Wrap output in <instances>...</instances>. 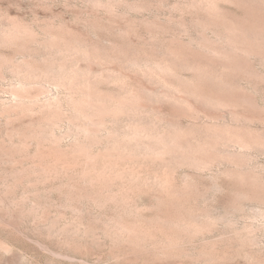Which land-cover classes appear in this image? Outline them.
<instances>
[{
	"label": "rangeland",
	"instance_id": "1",
	"mask_svg": "<svg viewBox=\"0 0 264 264\" xmlns=\"http://www.w3.org/2000/svg\"><path fill=\"white\" fill-rule=\"evenodd\" d=\"M192 1L193 0H0V35L2 36L4 32L10 31L18 25L20 30H26L28 32V34L27 32H21L22 35H20V37H22L15 40L16 42L13 41L14 44L0 43V75L3 73L2 75L5 77L0 81V105L3 102L9 101L11 98L9 93L10 86L16 81L14 76L10 73L7 65L11 62H22L25 58L29 61L27 54H31L30 51H32V53L34 52V56L37 54L36 56L41 59L40 55H42V53L44 54L43 50L45 51L51 45L50 43H54L56 47L59 46L61 48L64 46L63 49L69 50L71 49L70 47L74 46L77 49L75 50L74 55H72L73 57L70 59L71 61H69V64H71V66L73 64V67L77 64L74 69H77L78 72L75 78L78 88L79 86L82 87L84 85L83 83L86 81L85 86H90L89 88L86 87L87 90L89 89L91 92L94 91V93H99L98 95L103 94V97L115 98L116 96L118 97L123 94H127L126 97L129 95L133 98L137 97L140 102L142 101V104H145L148 107L150 110V113L148 114L150 116L148 117L152 118L154 121L155 119L153 118H156V121L160 119L162 122L166 121L165 123H168L171 120L176 123L179 120V124L182 122L181 128L184 127L189 130V128L194 127L193 125L195 122V125L202 127L209 119L211 120V117L212 119H217L219 117L220 121H223L225 118L231 119L232 116L230 111L229 115V112L226 113L224 110H221V112L217 108L212 109V107H208L206 104L204 105L202 100L206 93L207 96H213V98L215 96H218L216 98L222 96L229 99L233 98V101H236L237 99L238 102H233V108L237 106V110H232L235 112L239 111V115L246 116L245 118H248V120L252 118L251 120L253 121H250L253 122L251 123L253 124V130L256 128L255 132H258V130L263 132L264 63L261 61V57L257 53L250 55L249 59V55H247V53L244 54L245 51H242V48H245L244 46H246L243 42L239 45L241 50L239 49L238 51V49L235 50V48L228 47L225 42L222 41V43L220 40L222 37H225L223 35L225 34V23L242 26V24L246 25L248 22L250 23V21L254 22V20L257 19V14L261 18L263 17L262 19L258 17L259 20L262 21L264 15L261 16L262 13L259 14V12L255 10L256 3L251 2V0H215L212 5V7L215 6L213 8L208 5V7H206L204 4L202 7L201 0V5H195L196 1ZM249 2L251 4L253 3V6ZM190 3L193 5L191 6ZM205 7L207 9H205ZM217 12H219V14ZM213 17L217 19L214 20ZM206 18L207 20H205ZM218 18L220 19L218 20ZM225 20H227V22H225ZM211 22L216 26H213ZM204 23L206 26L203 27V25H205ZM197 24L199 26H197ZM217 26L222 27L218 28ZM24 34L26 35L23 36ZM45 43L46 45H50L45 46ZM32 47L36 48L32 49ZM23 48H25L23 51H26L27 49H30V51L27 50V53L23 52ZM35 50L39 52H35ZM217 55L219 56L217 57ZM245 55L247 57H245ZM135 56L138 57L136 58ZM155 57H158L159 60L158 58L156 60ZM177 57L180 62H178ZM37 61L39 60L37 59ZM37 61L34 63L38 64L39 62ZM160 61L162 63L161 66L164 65L163 67H165L166 70L170 67V74L172 75L168 74L169 69L163 71L157 68L158 65L160 67ZM132 62L136 64L132 65ZM180 63L185 66L183 65L182 67ZM39 64H41V62ZM166 66L169 67L167 68ZM199 70L202 72L200 73ZM208 70H211L210 73H208ZM82 71L84 73H82ZM157 71H160L161 73ZM212 71L214 72V75L218 73L217 77H214H219L220 79L218 78L216 81H213L215 79L212 80L210 77H207L206 79L205 72L211 74ZM223 71L225 74L227 72L228 76V73H230V76L226 77ZM199 73L202 74L203 77L205 76L204 79H202L203 77L201 78L202 75L199 76ZM221 76H223V78ZM77 78L79 79V82H77ZM218 80L222 81H219L221 84ZM82 81L84 82L81 83ZM217 83H219L223 89L221 86L217 87ZM211 85L212 87H210ZM229 86L232 90L228 88ZM82 89H85V87H82ZM50 90L51 92H48L50 96L56 97L58 95L61 99L63 98V104H67L65 89L51 87ZM128 92H131V94ZM232 94L234 95L231 96ZM159 97H161L163 101ZM152 98L153 100H151ZM154 99L155 101L158 100V104ZM165 100L166 103L164 102ZM171 101L174 103L172 104ZM243 102L244 104H242ZM239 103H241V106ZM177 105L178 108H176ZM187 107L188 109L186 111ZM64 108L67 109L68 104L64 106ZM153 108L155 111H153ZM18 116L13 115L12 117H7L6 115L0 117V264H264V235L259 233L258 238H260L259 240L261 242L257 240V244H248L249 247L246 243H241L246 246L238 243L235 245V242L233 243V240L228 238L229 236L232 237L230 234L232 233L231 231L234 230L226 224L218 225L217 229L213 231V234L209 233L210 236L207 233V235H205L206 239L203 234L201 235L203 237H197L198 239L193 238L192 241L190 240L191 238H188V241L183 240L187 243L182 241V246L178 243V246L170 247L172 252H170V249L167 250L168 248H165L163 244H161L162 246L159 244L164 235H162L161 231H159L160 234L159 232H156V228L158 229L162 225L161 221H165L166 217L170 218L169 214L174 217L175 214L178 213V209H180L179 207L177 208V203H174V200L176 201L178 199L177 201L180 202L179 204L182 205L183 209L189 207L186 209L187 211H196L203 214L202 211L205 213V210H210L217 215L220 214V212L222 214L225 213L224 210L231 205L232 201H234L233 198L235 199V194H237L242 186L238 181H235L234 179L227 180L229 177L225 176V174H220L221 169L223 168L222 170H224L225 166H221L220 169V166L218 165L214 167L213 170L204 172L198 171L197 173L196 170L189 167H176L177 169L174 168L169 171L165 165H162L163 163L160 165L157 160L145 161L142 159L141 161L140 159V161L138 160L140 163L138 161V163H134V161L133 163L131 161L128 163V160L124 162L118 160V164L115 162L116 164H113L115 167L110 166V170L108 169V172L110 173L107 174L108 172H105V177H103L104 175L97 174V172H101V174L104 172L103 168L105 163L104 160L101 159L97 163V170L101 167L100 169H103L102 171L99 170L95 172L91 167L89 170H92L91 174H94L93 176L97 177L98 175V178L96 179L92 176L95 178L94 181L93 178L89 176L90 179H88L91 181L88 179L87 181L84 179V167H86L84 166V163L69 158L70 156L65 155L64 152L58 154V150L55 151L57 147L52 141H43L41 139H32L30 137L29 132L34 123L37 122L38 116H32L29 114H20ZM200 118L201 120H199V122L198 119ZM111 123L112 121L107 123V126L109 127L105 130L106 132H103V134H105H102L103 137H105L109 131L113 130L114 124L112 123L113 125H111ZM69 125L70 123L66 120L60 127H58L59 129H56L57 136L62 138L61 148L63 147V151H66L67 149L70 150L71 143L73 142V137H70L68 134L69 129L67 128H70ZM121 125L124 126V123L120 124V126ZM25 134L29 138L26 137ZM100 144H98L99 146H95V154H100L104 150L105 147L103 146H105V144H102L103 146ZM252 160V164H254L255 167L259 166L260 168V166H262L261 168H263L264 153L254 152ZM130 162L132 164H130ZM116 165L121 168L118 166L116 167ZM142 165L143 167H139ZM125 166L126 169L129 167L127 170H130V168L133 170V168L137 166L134 171L138 170V177L141 176L143 182H139L141 181L140 177V180L136 182L137 184L128 179L123 181V179L117 177L119 175L121 176L120 172L123 173ZM113 170L119 172L116 173L113 172ZM160 170L162 171V174ZM40 171L44 172L40 174ZM164 171H167L166 173L168 175ZM218 174L221 178L219 176L217 177ZM158 175H160V177ZM165 175L171 178L170 180L168 177L169 179L166 183L168 182L167 184L169 185L165 184L166 186L158 183L159 178L161 179L163 176V178H165ZM100 178L101 180L103 178V180L101 181ZM108 178H113L114 180H111L106 184ZM187 178L189 180H187ZM104 179L106 180V183L104 182L101 184L105 181ZM121 180L123 183H121ZM127 181L129 183H127ZM187 183L190 186L187 185ZM219 183L221 185H219ZM104 184L105 186H103ZM132 184H135L136 186H133ZM186 185L189 186V188ZM184 186L186 187V190ZM165 187H168V189L171 188L170 191H173V193L176 194L174 195L170 193ZM179 187L180 190H178ZM176 188L178 189L176 190ZM184 192H186V194ZM179 193L181 198L179 197ZM102 194H105L108 197H104ZM110 195L111 197L113 195L114 197L118 195V197H116L117 199L110 198ZM164 195L168 196L165 197ZM173 195L177 198L174 199ZM169 196L173 202H170ZM94 198H96V200ZM129 198L130 201H128ZM110 199L112 200L110 201ZM168 199L169 202L167 201ZM186 201L187 205L184 203ZM99 202H101L102 205ZM249 203L250 202L247 204L250 207H245L252 208V205L254 204L252 203L251 205ZM190 204L192 206H190ZM127 205L130 207H127ZM170 205L172 206L171 208ZM181 205L178 206L181 207ZM158 207H160V209ZM172 208L175 209L173 210ZM183 209L181 208L180 212L181 210L184 212ZM169 210H171V212ZM250 210L251 209H248V211ZM130 212L134 213V215ZM163 214H166L165 217ZM148 218L150 220H148ZM236 218H239L236 219V221H240V224H244L245 220L243 222V219H241L243 216L240 218L239 215ZM134 219L137 223L134 222ZM147 220L148 223L146 222ZM155 221H158V223ZM127 222L129 224H125ZM117 223L126 226L133 224L131 225L132 227H136L137 224V227H139L137 230H141L140 226H142V228L147 227L145 229L149 228V233L150 231L153 232L152 228L157 224L154 228V232L161 236L157 234V239H155V237H149L154 240L146 238L147 240L141 239L146 242H140L139 238L127 235L124 236L125 238L127 237V240L124 238L123 240L125 241L120 240L122 238L119 237L118 241H115L118 238V236L115 235L116 231L114 230ZM146 224H150L151 226H146ZM240 224L237 226L242 227L243 224L241 226ZM227 228L228 231L231 232H229L230 234H227L229 235L228 237L224 234L225 231L226 233L228 232ZM145 229H142V231ZM94 232L97 233L93 235ZM109 233H111V235ZM132 238H135V241L132 240ZM158 240L160 241L159 243ZM204 241L206 242V246L203 244L205 243ZM207 241L209 242L207 243ZM235 241L237 242V240ZM144 244L147 246H144ZM154 246L156 248H153ZM179 249L182 250L179 251ZM205 249H207L208 252H206ZM210 251H213L214 253H211ZM200 252H205V255L208 253V256L203 258L202 256L204 255ZM199 253L201 255H198ZM249 253H252V255ZM258 259L260 260L258 261Z\"/></svg>",
	"mask_w": 264,
	"mask_h": 264
},
{
	"label": "bare ground",
	"instance_id": "2",
	"mask_svg": "<svg viewBox=\"0 0 264 264\" xmlns=\"http://www.w3.org/2000/svg\"><path fill=\"white\" fill-rule=\"evenodd\" d=\"M188 1V0H186ZM195 5H201L202 3V7L203 4L206 5V7L210 6L211 8L215 7L212 5L214 4L215 0H195ZM200 3H198V2ZM217 1V0H216ZM247 1V0H246ZM185 2V1H184ZM191 2V1H190ZM194 2V0L192 1ZM220 2V1H219ZM251 2L256 3L255 7H256V11L259 12V14H261V16L264 15V0H251ZM250 3V2H249ZM252 3V4H253ZM251 4V3H250ZM251 4V5H252ZM191 5V3H190ZM193 5V4H192ZM191 5V6H192ZM208 5V6H207ZM216 5V4H215ZM189 6V5H188ZM218 6V5H217ZM247 6V5H246ZM253 6V5H252ZM190 7V6H189ZM205 7V9H207ZM209 7V8H210ZM194 8V6H193ZM210 8V9H211ZM195 9V8H194ZM197 9V7H196ZM202 9V8H201ZM215 9V8H214ZM249 10V9H248ZM252 10V8H251ZM211 11V10H209ZM217 11V10H216ZM199 12V11H198ZM201 12V11H200ZM253 12V10H252ZM213 13V12H212ZM219 14V12H217ZM208 15V14H207ZM209 16V15H208ZM214 16V15H212ZM220 16V15H219ZM204 17V16H203ZM255 17V15H254ZM257 19L253 21H250V23L248 22V24H242L241 25H236V24H229V23H225V34H223L225 37H222V39L220 40V42H225L228 47L230 48H235V50L239 49L241 50L240 46L241 43L243 42V44H245L246 46H244L245 48H242V51H245L244 54L247 53V55H249V59H250V55H254V54H259L261 57V61H263L264 63V19L262 21L259 20L258 17H260L257 14ZM214 20L217 19L215 17H213ZM212 18V19H213ZM250 18V17H249ZM261 18V17H260ZM263 18V17H262ZM261 18V19H262ZM220 18H218L219 20ZM202 20V18H201ZM207 20V18L205 19ZM230 20V19H229ZM249 21V20H248ZM207 22V21H206ZM205 22V23H206ZM225 22H227V20H225ZM252 22V24H251ZM199 23V22H197ZM204 23V24H205ZM202 24V23H201ZM200 24V25H201ZM207 24V23H206ZM203 25L204 26H206ZM211 24L213 25V22H211ZM215 25V24H214ZM213 25V26H214ZM197 26H199L197 24ZM216 26V25H215ZM210 27V26H209ZM218 27V26H217ZM222 27V26H220ZM218 27V28H220ZM213 28V27H211ZM11 29V28H10ZM25 30V29H23ZM21 32H27L20 30L19 25L17 27H14V29H11L10 31H6L4 32V34H2V36L0 35V43L2 44H8V43H13V41L18 40L20 37V35H22ZM28 34V32H27ZM26 34H24L23 36H25ZM206 37V36H205ZM220 37V36H219ZM36 38V37H35ZM53 39V38H52ZM51 39V40H52ZM49 40V39H48ZM46 40V41H48ZM50 40V42H51ZM55 40V39H54ZM34 41V39H33ZM45 41V42H46ZM205 41V40H204ZM207 41V40H206ZM16 42V41H15ZM38 42V41H37ZM212 42V41H211ZM222 42V43H223ZM32 43V42H31ZM56 43V42H55ZM214 43V42H213ZM240 43V44H239ZM14 44V43H13ZM40 44V43H39ZM51 44V45H50ZM48 45H50L46 50L48 51H44V54L42 53L41 59L36 56L37 54H35V56L33 55L32 51H30V49L28 51H30L31 54H27L29 57V61L25 58L22 62H18V63H13L11 62L10 64L7 65V67L10 70V73L14 76V78L16 79V81L12 84V86H10L11 88L9 89V93L11 95V98L9 99V101L7 102H3L0 105V117L1 116H6L7 117H12L13 115L18 116L20 114H29V115H36L38 116L37 122L34 123L32 129L29 132L30 137L36 138V139H41L43 141H52L53 143H55L54 145L57 147L55 149V151L58 150V154L61 152L65 155L70 156L69 158H73L76 161L82 162L84 163V167L85 171H84V179H88L89 176L92 177L94 174H91V171L94 170L95 172L97 171H102L103 169V174H101V172H97V174L99 175H104L106 174L105 172H108V169L110 168V166H114L117 162L120 161H127L128 163L129 161H131L133 163L137 162L138 160L142 161V159H144L145 161L148 160H157V162L159 161L160 165L161 163H163L162 165H165L167 170H173L174 168L178 167H189L193 170H196L197 173L198 171H209V170H213L214 167L216 166H225V169L222 170L220 174L222 173V175L225 174V176L229 177L227 180L229 179H234L235 181H238L239 184H242L241 189L243 190H238L237 194H235L236 196L232 195L235 197V199L233 198L234 201H232L231 205H229V207L224 210L225 213L222 214L220 212V214H215V212H211L210 210H205V213L202 211L203 214H201L200 212H194V211H187L186 209L189 208H185L183 209L182 205L179 204L180 202H177L174 200V203H177V208L179 207L180 209L182 208L184 212H180V209H178V213L175 214L174 217H172L171 214L167 213L170 215V218L166 219L165 221L162 220L161 223L162 225L157 229L156 228V232L161 231L163 238H161V242L158 240V243L161 245L163 244L165 246V248H168L167 250L170 249V247L173 246H178V243H180L183 240L188 241V238L192 241L193 238H197L200 237L201 235L204 236L207 235V233L209 234H213V231L215 229H217L218 225L220 224H226L227 226H229L230 228H232L231 231H228L227 228V233L226 231L224 232V234H226V237H228L229 235H227L229 233L232 237H228L229 239L233 240V243L235 242L238 244L241 243H246V245L248 246V244H252V243H256L258 242L257 240H259L260 238H258V234L262 233L264 235V165L263 168H261L262 166H256L254 164H252L253 160L252 158L254 157V152H261L264 153V131L260 132L258 130V132H255V129L253 130V120H248V118H245L244 116L239 115V111L235 112L232 109H236L233 108L234 103L237 101H233L232 99L229 98H225L222 96H219L220 98H216L218 96H215L213 98V96L209 97V95L207 96L206 93L203 96V100L202 102H204V105H208V107H212L213 108H217L219 111L224 110L226 111V113H228L229 111L231 112V119L230 118H225L223 121H220V118L215 119L211 117V120L209 119L202 127L199 125H192L194 127H191L188 129L186 128H181V123L179 124V120L176 123L173 122V120L169 121L168 123H165L166 121L162 122L161 119L156 121V118L152 120V118L148 117L150 115H148L150 113V110L148 109V107L145 104H142L140 102V100L136 99L135 97L133 98L132 96L126 97V95H119L118 97L114 96L115 98H108V97H103L102 95H98L97 93L91 92V90H87L85 86L86 81H82L81 85H83L82 87L85 89H82V87L79 86V88L76 85L75 82V78H76V74L77 69L75 70L74 67L77 66V64L75 62L76 65L73 64L71 66V64H69V61H71L70 59L73 57L72 55H74L75 50H77L74 47H70L71 49L67 50V49H63V47H56L54 45V43H50ZM207 44V42H206ZM34 45V44H33ZM41 45V44H40ZM45 43V46H48ZM57 45V44H56ZM72 45V44H71ZM70 45V46H71ZM75 45V44H74ZM211 45V44H209ZM213 45V44H212ZM217 45V44H215ZM73 46V45H72ZM221 46V45H220ZM40 47V46H39ZM42 47V46H41ZM219 47V46H217ZM239 47V48H238ZM36 48V47H35ZM32 47V49H35ZM75 48V49H73ZM213 48V47H212ZM211 48V49H212ZM31 49V50H32ZM39 49V48H38ZM216 49V48H215ZM228 49V48H227ZM25 50V48L22 49V51ZM26 50V51H27ZM80 50V48H79ZM218 50V48H217ZM230 50V49H229ZM23 51V52H26ZM214 51V50H211ZM216 51V50H215ZM222 51V50H221ZM35 52H39L37 50H35ZM41 52V51H40ZM46 52V53H45ZM167 52V51H166ZM27 53V52H26ZM81 53V52H80ZM215 53V52H214ZM218 53V52H217ZM216 53V54H217ZM239 53V52H237ZM236 53V54H237ZM242 53V52H241ZM20 54V53H19ZM85 54V53H84ZM158 54V53H157ZM160 54V53H159ZM39 55V54H38ZM78 55V53H77ZM82 55V54H81ZM80 55V56H81ZM143 55V54H142ZM172 55V54H171ZM215 55V54H214ZM220 55V54H219ZM217 55V57L219 56ZM133 56V55H132ZM170 56V54H169ZM228 56V55H227ZM27 57V58H28ZM136 58L138 56H135ZM141 57V55H140ZM151 57V56H150ZM149 57V59H150ZM175 57V56H174ZM226 57V56H225ZM245 57H247L245 55ZM252 57V56H251ZM254 57V56H253ZM143 58V57H142ZM146 58V57H145ZM156 58V57H155ZM154 58V59H155ZM158 58V57H157ZM156 58V60H157ZM173 58V56H172ZM37 59L39 61H37ZM125 59V57H124ZM178 59V57H177ZM129 60V59H128ZM138 60V59H137ZM140 60V59H139ZM143 60V59H142ZM152 60V59H151ZM159 60V58H158ZM176 60V58H175ZM183 60V59H182ZM33 61V62H32ZM41 62V64H37L34 62ZM76 61V60H75ZM173 61V60H172ZM187 61V60H186ZM189 61V60H188ZM129 62V61H128ZM135 62V61H134ZM138 62V61H137ZM142 62V61H141ZM148 62V60H147ZM155 62V61H152ZM168 62V61H167ZM174 62V61H173ZM172 62V63H173ZM178 62L179 59H178ZM71 63V62H70ZM131 63V62H130ZM133 63V62H132ZM143 63V62H142ZM151 63V62H150ZM149 63V64H150ZM165 63V62H164ZM163 63V64H164ZM185 63V62H184ZM127 64V63H126ZM136 63H133L132 65H134ZM156 64V63H154ZM161 61H160V67L158 65L157 68H159V70H163V71H168V74H170V67L168 68L167 66V70L165 67L161 66ZM170 64V63H169ZM168 64V65H169ZM178 64V63H177ZM181 64V63H180ZM261 64V63H260ZM130 65V64H129ZM140 65V64H139ZM167 65V64H165ZM176 65V62H175ZM182 65V64H181ZM184 65V64H183ZM182 65V67H183ZM189 65V62H188ZM187 65V66H188ZM194 65V64H193ZM71 66V67H70ZM136 66V65H135ZM138 66V65H137ZM157 66V65H156ZM180 66V65H179ZM185 66V65H184ZM191 66V65H190ZM200 66V65H199ZM208 66V65H207ZM73 67V68H72ZM141 67V66H140ZM176 67V66H175ZM181 67V66H180ZM196 67V66H195ZM198 67V65H197ZM202 67V66H201ZM206 67V66H205ZM210 67V66H209ZM134 68V67H133ZM137 68V67H136ZM150 68V67H149ZM161 68V69H160ZM165 68V69H162ZM213 68V67H212ZM139 69V68H138ZM153 69V68H152ZM151 69V71H152ZM192 69V68H191ZM199 69V68H197ZM204 69V67H203ZM155 70V68H154ZM157 70V69H156ZM150 71V73H151ZM175 71V70H174ZM171 71V72H174ZM209 71V70H208ZM211 71V70H210ZM210 71L208 73H210ZM217 71V70H216ZM228 71V70H227ZM85 72V70H84ZM82 71V73H84ZM160 72V71H157ZM199 72L201 73L202 71L199 70ZM224 72V71H223ZM148 73V72H147ZM161 73V72H160ZM198 73V72H197ZM199 73V76H201L202 74ZM205 72L206 75V79L207 77H210L213 81H216L215 78L217 77V74L214 75L213 71L211 74H208ZM216 73V72H215ZM3 74V73H2ZM0 75V81L3 80L5 77H3V75ZM80 74V73H79ZM112 74V73H111ZM153 74V73H152ZM156 74V73H155ZM159 74V73H158ZM221 74V73H220ZM223 74V73H222ZM225 74V72H224ZM230 76V73H228ZM94 75V74H93ZM114 75V74H113ZM112 75V76H113ZM172 75V74H170ZM203 75H204V71H203ZM203 75L201 76V78L203 77ZM174 76V75H173ZM215 76V77H214ZM226 77H229L227 75V72L225 74ZM96 77V76H95ZM198 77V76H196ZM204 77L202 79H204ZM214 77V78H213ZM223 78V76H221ZM80 78V77H79ZM221 78V79H222ZM95 79V78H94ZM220 79V78H219ZM230 79V78H229ZM77 82H79V79L77 78ZM81 80V79H80ZM199 81V80H198ZM201 81V80H200ZM204 81V80H203ZM206 81V80H205ZM220 80H218L219 82ZM227 81V79H226ZM88 82V81H87ZM222 82V81H220ZM219 82V83H220ZM231 82V80H230ZM198 83V82H197ZM215 83V82H214ZM221 86V85H219ZM226 83V82H225ZM80 84V83H79ZM88 84V83H87ZM190 84V83H188ZM201 84V82H200ZM199 84V85H200ZM207 84V83H206ZM216 84V83H215ZM221 84V83H220ZM224 84V83H222ZM1 85V84H0ZM187 85V84H186ZM204 85V84H203ZM225 85V84H224ZM228 85V84H227ZM230 85V84H229ZM198 86V85H197ZM205 86V85H204ZM51 87H55V88H59V89H65L66 90V102L68 104V108H64V106H66L65 104H63V101L61 99V97L58 95L56 97L54 96H50L48 92H51ZM90 87V86H89ZM88 87V88H89ZM97 87V86H96ZM200 87V86H199ZM208 87V85H207ZM212 87V85L210 86ZM209 87V88H210ZM215 87V86H213ZM216 87V88H217ZM225 87V86H224ZM234 87V84H233ZM195 88V87H194ZM206 88V87H205ZM204 88V89H205ZM208 88V89H209ZM222 88V86H221ZM226 88V87H225ZM224 88V89H225ZM229 89L230 86L228 87ZM237 88V87H236ZM223 89V88H222ZM221 89V90H222ZM235 89V88H234ZM1 90V87H0ZM120 90V89H119ZM194 90V89H193ZM203 90V87H202ZM220 90V89H219ZM232 90V89H231ZM237 90V89H236ZM101 91V90H100ZM126 91V90H125ZM210 91V90H209ZM216 91V90H215ZM225 91H230V90H225ZM224 91V92H225ZM238 91V90H237ZM190 92V91H189ZM203 92V91H201ZM219 92V91H218ZM223 92V93H224ZM131 94V92H128ZM134 93V92H133ZM204 93V92H203ZM208 93V91H207ZM48 94V95H47ZM121 94V93H120ZM146 94V93H145ZM154 94V93H153ZM193 94V93H192ZM212 94V93H211ZM218 94V93H217ZM228 94V93H227ZM231 94V92H230ZM237 94V92H236ZM137 95V94H136ZM149 95V94H148ZM157 95V94H156ZM190 95V94H189ZM199 95V94H197ZM203 95V94H201ZM222 95V93H221ZM234 94H232L231 96H233ZM239 95V93H238ZM145 96V95H144ZM162 96V95H161ZM164 96V95H163ZM191 96V95H190ZM224 96V95H223ZM230 96V97H231ZM243 96V94H242ZM153 97V96H152ZM155 97V95H154ZM153 97V98H154ZM171 97V96H170ZM229 97V96H228ZM145 98V97H144ZM153 98L151 100H153ZM161 99V97H159ZM158 98V99H159ZM196 98V97H195ZM198 98V97H197ZM245 98V97H244ZM157 99V98H156ZM173 99V98H172ZM200 99V98H198ZM149 100V99H148ZM162 100V99H161ZM168 100V99H167ZM174 100V99H173ZM155 101V99H154ZM158 101V100H157ZM157 101H155L157 103ZM163 101V100H162ZM161 101V102H162ZM170 101V100H169ZM241 101V100H240ZM248 101V100H247ZM144 102V101H143ZM166 103V100L164 101ZM172 102V101H171ZM175 102V100H174ZM172 102V104L174 103ZM178 102V100H177ZM181 102V100H180ZM234 102V103H233ZM238 102V101H237ZM245 102V101H244ZM244 102L242 104H244ZM148 103V102H147ZM155 103V104H156ZM168 103V102H167ZM170 103V102H169ZM176 103V102H175ZM250 103V102H249ZM158 104V103H157ZM248 104V103H247ZM179 105V104H178ZM178 105L176 108H178ZM185 105V104H184ZM183 105V107H184ZM187 105V103H186ZM203 105V106H204ZM238 105V104H237ZM239 105L241 106V103H239ZM152 106V105H150ZM154 106V105H153ZM175 106V105H174ZM246 106V105H245ZM244 106V107H245ZM182 107V108H183ZM189 107V106H188ZM188 107L186 108V111L188 109ZM191 107V106H190ZM239 108V107H238ZM180 109V108H179ZM209 109V108H208ZM211 109V108H210ZM229 109V110H228ZM228 110V111H227ZM239 110V109H238ZM152 111V110H151ZM153 111L154 108H153ZM152 111V112H153ZM183 111V110H182ZM189 111V110H188ZM197 111V110H196ZM207 111V110H206ZM215 111V110H214ZM185 112V110H184ZM194 112V111H193ZM198 112V111H197ZM200 112V111H199ZM222 112V111H221ZM230 112L228 113L230 115ZM154 113V112H153ZM157 113V112H156ZM161 113V112H160ZM165 115V114H164ZM193 115V114H192ZM197 115V114H196ZM195 115V116H196ZM160 116V115H158ZM199 116V115H197ZM202 116V115H201ZM227 116V115H226ZM225 116V117H226ZM19 117V116H18ZM21 117V116H20ZM194 117V116H193ZM200 117V116H199ZM210 117V116H209ZM224 117V116H222ZM250 117V116H249ZM198 118V117H197ZM9 119V118H8ZM163 119V118H162ZM170 119V118H169ZM174 119V118H173ZM66 120H68V122L70 123V128L68 134L70 135V137H73V142L71 143V148L70 150H66L63 151L61 146H62V138L57 136L56 133V129L58 127L61 126V124H63ZM175 120V119H174ZM181 120V119H180ZM195 120V118H194ZM201 120L198 119V121ZM222 120V119H221ZM112 121V123L114 124L113 130L109 131V133L103 137V132L109 127L107 126L108 122ZM176 121V120H175ZM204 121V120H203ZM250 123H249V122ZM200 122V121H199ZM111 123V125H113ZM124 123V126H120V124ZM179 124V125H178ZM198 124V123H197ZM201 125V124H200ZM185 126V125H184ZM186 127V126H185ZM188 127V125H187ZM63 128V126H62ZM59 129V128H58ZM110 129V128H109ZM186 129V130H185ZM111 130V129H110ZM262 130V129H261ZM257 131V130H256ZM106 132V131H105ZM28 134V133H27ZM67 134V135H68ZM103 134V135H102ZM66 135V136H67ZM26 136V134H25ZM28 137V136H26ZM64 137V136H63ZM29 138V137H28ZM105 138V139H104ZM26 139V138H25ZM70 139V138H69ZM24 142V141H23ZM101 143V144H100ZM23 144V143H22ZM21 144V146H22ZM28 144V143H27ZM102 145L105 144L104 150L102 151V153L100 154H95L94 153V148L96 145ZM25 145V144H24ZM20 146V145H19ZM64 146V145H63ZM99 146V145H98ZM23 147V146H22ZM25 147V146H24ZM27 148V145H26ZM25 148V149H26ZM65 148V147H64ZM20 149V148H19ZM23 150V149H22ZM52 150V149H51ZM54 153V152H53ZM55 154V153H54ZM256 154V153H255ZM64 155V156H65ZM256 156V155H255ZM40 157V156H39ZM62 157V156H61ZM67 158V159H69ZM59 159V158H58ZM104 160L105 166L104 168L101 170L99 168V170H97V163L100 160ZM255 159V158H254ZM138 161V162H139ZM73 162V161H72ZM116 162V163H115ZM130 162V164H132ZM137 162V163H138ZM151 162V161H150ZM127 163V164H128ZM136 163V164H137ZM140 163V162H139ZM146 163V162H145ZM148 163V162H147ZM158 163V164H159ZM255 163V162H254ZM100 164V163H99ZM114 164V165H113ZM118 164V163H117ZM125 164V163H123ZM151 164V163H150ZM157 164V163H156ZM39 165V164H38ZM41 165V163H40ZM103 165V164H101ZM146 165V164H145ZM155 165V164H154ZM44 166V165H43ZM118 165H116L117 167ZM128 166V165H127ZM36 167V166H35ZM90 167L92 168L91 171ZM115 167V166H114ZM120 167V166H118ZM130 167V165H129ZM128 167V168H129ZM137 167V166H135ZM135 167L133 168V170H127L126 166L123 173H121V176H117L120 179H123V181L125 179H128L131 182H138L141 178V176L138 177V173L137 171H134ZM139 167H143L139 166ZM138 167V168H139ZM158 167V166H157ZM160 167V166H159ZM162 167V166H161ZM121 168V167H120ZM124 168V167H123ZM165 168V169H166ZM40 169V168H39ZM45 169V168H44ZM42 169V170H44ZM116 169V168H115ZM114 169V170H115ZM162 169V168H160ZM177 169V168H176ZM175 169V170H176ZM216 169V168H215ZM219 169V170H220ZM33 170V169H32ZM110 170V169H109ZM118 173L119 171H114ZM141 170V169H140ZM164 170V167H163ZM35 171V170H34ZM112 171V169H111ZM161 171V170H160ZM192 171V170H191ZM41 172V171H40ZM44 172V171H43ZM43 172H41L40 174H42ZM47 172V171H46ZM94 172V173H95ZM112 172V173H113ZM140 172V171H139ZM143 172V170H142ZM165 172V171H164ZM167 172V171H166ZM165 172V173H166ZM212 172V171H211ZM37 173V172H36ZM110 172H108L107 174H109ZM111 173V175H112ZM171 173V172H170ZM193 173V172H192ZM142 174V173H141ZM139 174V175H141ZM162 174V171H161ZM167 174V173H166ZM215 174V173H214ZM217 174V173H216ZM48 175V174H46ZM95 177L96 179L98 178ZM117 175V174H116ZM155 175V174H154ZM168 175V174H167ZM211 175V174H210ZM30 176V175H29ZM152 176V175H149ZM160 177V175H158ZM166 176V175H165ZM219 176V174L217 175V177ZM92 177V178H93ZM105 177V175L103 176ZM112 177V176H111ZM164 177V176H163ZM161 177V179L159 178L158 183L161 185H165L167 184L166 181H168V179L170 178L169 176H166L165 178ZM169 177V178H168ZM172 177V175H171ZM220 177V176H219ZM223 177V176H222ZM43 178V177H42ZM91 178V179H92ZM95 178H93V180L95 181ZM114 178V177H113ZM110 179L108 178L107 183L106 180L103 181L101 184H103L104 182L106 184L109 183V181L114 180V179ZM118 178V179H119ZM221 178V177H220ZM47 179V178H46ZM90 179V178H89ZM88 179V180H89ZM119 179V181H120ZM212 179V178H211ZM224 179V178H223ZM226 179V178H225ZM87 180V181H88ZM101 180V178H100ZM103 180V178H102ZM101 180V181H102ZM117 180V178H116ZM171 180V178H170ZM185 180V179H184ZM187 180H189L187 178ZM196 180V179H195ZM233 180V181H234ZM91 181V180H89ZM98 181V180H97ZM149 181V180H148ZM156 181V180H155ZM175 181V180H174ZM113 182V181H112ZM111 182V183H112ZM126 182V181H125ZM139 182H143V179L141 178V181ZM151 182V181H150ZM154 182V181H153ZM187 182V181H186ZM185 182V184H186ZM192 182V181H191ZM212 182V181H211ZM231 182V181H230ZM228 182V183H230ZM95 183V182H92ZM97 183V182H96ZM114 183V182H113ZM121 183L122 180H121ZM127 183H129L127 181ZM145 183V182H144ZM149 183V182H148ZM170 183V182H169ZM173 183V182H172ZM189 183V182H188ZM187 183V185H189ZM89 184V183H88ZM99 184V183H98ZM131 184V183H130ZM137 184V183H136ZM141 184V183H140ZM146 184V183H145ZM150 184V183H149ZM177 184V182H176ZM175 184V185H176ZM200 184V183H199ZM234 184V183H233ZM86 185V184H85ZM93 185V184H91ZM112 185V184H111ZM124 185V184H122ZM133 185V184H132ZM151 185V184H150ZM153 185V184H152ZM169 185V184H167ZM174 185V186H175ZM186 185V186H187ZM192 185V184H191ZM198 185V184H197ZM202 185V184H201ZM219 185H221L219 183ZM87 186V185H86ZM105 186V184L103 185ZM110 186V185H109ZM133 186H136L135 184ZM141 186V185H139ZM166 186V185H165ZM183 186V185H182ZM180 186V187H182ZM190 186V185H189ZM189 186H187L189 188ZM231 186V185H230ZM238 186V184H237ZM97 187V185H96ZM123 187V186H122ZM125 187V186H124ZM129 187V186H128ZM153 187V186H152ZM176 188V190H180ZM194 187V186H193ZM199 187V185H198ZM205 187V186H204ZM108 188V187H107ZM112 188V187H111ZM166 188V187H165ZM173 188V186H172ZM185 190L186 187L184 186ZM187 188V191H188ZM192 188V187H191ZM195 188V187H194ZM201 188V187H200ZM207 188V187H206ZM232 188V187H231ZM235 188V187H234ZM237 188V187H236ZM239 188V187H238ZM105 189V188H102ZM125 189V188H124ZM157 189V188H156ZM161 189V188H160ZM167 190L170 191L171 188L168 189V187L166 188ZM183 189V188H182ZM193 189V188H192ZM199 189V188H198ZM109 190V189H107ZM174 190V191H176ZM184 190V189H183ZM182 190V191H183ZM233 190V188H232ZM236 190V189H235ZM125 191V190H124ZM128 191V190H127ZM165 191V190H164ZM163 191V192H164ZM168 191V192H169ZM91 192V191H90ZM96 192V191H95ZM107 192V191H106ZM114 192V191H113ZM123 192V191H122ZM121 192V193H122ZM166 192V191H165ZM178 192V191H176ZM194 192V190H193ZM191 192V193H193ZM104 193V192H103ZM116 193V192H115ZM159 193V192H158ZM170 193L174 194L173 191ZM169 193V195H170ZM186 194V192H184ZM195 193V192H194ZM198 193V192H197ZM204 193V192H203ZM90 194V193H89ZM162 194V193H161ZM165 194V193H164ZM171 194V196H172ZM176 194V193H175ZM174 194V195H175ZM183 194V193H181ZM183 194V195H185ZM188 194V193H187ZM94 195V194H93ZM99 195V193H98ZM103 195V194H102ZM116 195V194H115ZM163 195V194H162ZM173 198H177L174 197ZM182 195V196H183ZM204 195V194H203ZM201 195V196H203ZM104 197L106 196L105 194L103 195ZM101 196V197H103ZM123 196V195H122ZM165 196V195H164ZM168 196V195H166ZM165 196V197H166ZM90 197V196H89ZM108 197V196H106ZM114 195L110 198H115L117 199ZM120 197V196H119ZM130 197V196H129ZM179 197H180V193H179ZM178 197V198H179ZM190 197V196H189ZM99 198V197H97ZM121 198H126V197H121ZM120 198V199H121ZM181 198V197H180ZM188 198V197H187ZM96 200V198H94ZM93 199V200H94ZM128 199V198H127ZM164 199V198H163ZM166 199V198H165ZM170 199V196H169ZM169 199L167 200L169 202ZM184 199V198H182ZM189 199V198H188ZM107 200V199H106ZM109 200V199H108ZM112 199H110L111 201ZM124 200V199H123ZM159 200V199H158ZM181 200V199H180ZM195 200V199H194ZM232 200V199H231ZM102 201V200H101ZM109 201V202H110ZM115 201V200H114ZM119 201V200H118ZM117 201V202H118ZM122 201V199H121ZM119 201V202H121ZM125 201V200H124ZM130 201V198L129 200ZM166 201V200H165ZM164 201V202H165ZM172 200L170 199V202ZM185 201V200H184ZM199 201V200H198ZM95 202V201H94ZM105 202V201H104ZM113 202V201H112ZM116 202V203H117ZM159 202V201H158ZM161 202V201H160ZM173 202V201H172ZM244 202V203H243ZM248 202H250L249 204L252 205V203L254 205H252V208H247L245 206H248ZM101 203V202H99ZM125 203V202H124ZM129 203V202H128ZM127 203V204H128ZM163 203V202H161ZM183 203V202H182ZM185 204L187 203L184 202ZM104 204V203H103ZM118 204V203H117ZM157 204V203H156ZM169 204V203H168ZM173 204V203H172ZM194 204V203H193ZM198 204V203H197ZM102 205V203H101ZM100 205V206H101ZM106 205V204H104ZM103 205V206H104ZM120 205V204H119ZM126 205V204H125ZM130 205V204H129ZM127 205V207L129 206ZM162 205V204H161ZM174 205V204H173ZM178 205H181L178 206ZM187 205V204H186ZM158 206H160L158 204ZM184 206V205H183ZM190 206H192L190 204ZM130 207V206H129ZM161 207V206H160ZM160 207H158L160 209ZM172 206L170 205V208ZM174 207V206H173ZM250 207V206H248ZM125 208V207H124ZM134 208V207H133ZM157 208V206H156ZM165 208V207H164ZM169 208V209H170ZM176 208V207H175ZM175 208H172L173 210ZM194 208V207H193ZM199 208V207H198ZM197 208V210H198ZM135 209V208H134ZM161 209L163 210V208L161 207ZM225 209V208H224ZM248 209H251L250 211H248ZM158 210V209H157ZM186 210V211H185ZM129 211V210H128ZM139 211V210H138ZM171 212V210H169ZM177 211V210H175ZM223 211V212H224ZM159 212V210H158ZM164 212V211H163ZM166 212V211H165ZM127 213V212H126ZM132 213V212H130ZM125 214V213H124ZM123 214V215H124ZM129 214V213H127ZM136 214V213H135ZM141 214V213H139ZM138 214V215H139ZM161 214V211H160ZM159 214V215H160ZM132 215H134V213H132ZM131 215V216H132ZM164 215V214H163ZM166 215V214H165ZM164 215V217H165ZM167 215V216H169ZM240 215L243 216V222L244 224H240V221H236V218ZM130 216V215H129ZM137 216V214H136ZM142 216V215H141ZM145 216V215H144ZM126 217V216H125ZM133 217V216H132ZM140 217V216H139ZM156 217V216H155ZM154 217V218H155ZM138 218V217H137ZM142 218V217H141ZM122 219V218H121ZM132 219V218H131ZM143 219V218H142ZM153 219V218H152ZM156 219V218H155ZM158 219V218H157ZM160 219V216H159ZM158 219V220H159ZM240 219V220H241ZM125 220V218H124ZM133 220V219H132ZM138 220V219H137ZM148 220H150L148 218ZM148 220L146 221L148 223ZM154 220V219H153ZM120 221V219H119ZM122 221V220H121ZM140 221V220H139ZM145 221V219H144ZM130 222V221H129ZM134 222L135 219H134ZM156 223H158V221H155ZM242 222V221H241ZM114 223V222H112ZM132 223V222H131ZM137 223V222H136ZM143 223V220H142ZM150 223V222H149ZM160 223V222H159ZM240 226L242 225V227H239L237 225ZM111 224V223H110ZM125 224H129L128 222ZM140 224V223H139ZM115 225V224H113ZM133 224H130L128 226L126 225H122L121 223H117L116 224V228L114 229L115 231V235L118 236L117 240L118 241L119 237L122 238L120 240L126 239L124 236H134L140 239V242L142 241L141 239H149V240H154L152 239L153 237H155V239H157V234L156 232H154V228L156 227V225H154L153 232L150 231V233L148 232V229H145L147 227H143L140 226L141 230H137L138 225L136 224L135 226H131ZM135 225V224H134ZM150 225V224H149ZM146 224V226H149ZM160 225V224H159ZM151 226V225H150ZM109 227V226H108ZM229 228V229H230ZM109 229V228H107ZM142 229H145L144 231H142ZM151 229V230H152ZM219 229V228H218ZM147 230V231H146ZM158 230V231H157ZM225 230V229H224ZM231 230V229H230ZM106 231V229H105ZM112 231V230H111ZM212 232V233H211ZM218 232V231H217ZM223 232V231H222ZM91 233V232H90ZM94 232L93 235H95ZM106 233V232H104ZM111 235V233H109ZM160 234V232H159ZM158 234V235H159ZM209 234V236H210ZM109 235V236H110ZM149 235V236H148ZM108 236V235H107ZM161 236V235H159ZM201 236V237H203ZM208 236V237H209ZM235 236V237H234ZM262 236V235H261ZM97 237V236H96ZM111 237V236H110ZM152 237V238H149ZM222 237V235H221ZM225 237V236H223ZM225 237V238H226ZM95 238V237H94ZM113 238V237H112ZM131 238V237H130ZM136 238V240H137ZM187 238V239H186ZM111 239V238H110ZM135 239V238H134ZM132 238V240H134ZM146 239V240H147ZM198 239V238H197ZM206 239V238H205ZM210 239V238H209ZM224 239V238H223ZM97 240V239H96ZM119 240V241H120ZM127 240V239H126ZM222 240V239H221ZM237 240V242L235 241ZM262 240V239H261ZM125 241V240H123ZM135 241V240H134ZM139 241V240H138ZM144 241V240H143ZM142 241V242H143ZM215 241V240H214ZM217 241V240H216ZM227 241V240H226ZM240 241V242H238ZM139 242V243H140ZM146 242V241H144ZM185 242V241H183ZM205 242V241H204ZM209 241H207L208 243ZM218 242V241H217ZM216 242V243H217ZM229 242V241H228ZM259 242H261L259 240ZM134 243V242H133ZM137 243V241H136ZM187 243V242H185ZM213 243V242H212ZM215 243V244H216ZM135 244V243H134ZM143 244V243H142ZM147 244V243H146ZM144 244V246L146 245ZM156 244V243H155ZM206 246V242L203 243ZM214 244V245H215ZM257 244V243H256ZM259 244V243H258ZM136 245V244H135ZM139 245V244H138ZM191 245V244H190ZM202 245V244H201ZM212 245V244H211ZM222 245V244H221ZM226 245V244H225ZM232 245V243H231ZM243 246H246L245 244H241ZM140 246V245H139ZM147 246V245H146ZM162 246V245H161ZM163 246V247H164ZM182 246V245H181ZM203 246V245H202ZM208 246V245H207ZM210 246V245H209ZM213 246V245H212ZM217 246V245H216ZM229 246V245H228ZM233 246V245H232ZM151 247V246H150ZM221 247V246H220ZM237 247V246H236ZM249 247V246H248ZM257 247V246H256ZM143 248V247H142ZM146 248V247H145ZM153 248H156L155 246ZM152 248V250H153ZM162 248V247H161ZM181 248V247H180ZM211 248V247H210ZM214 248V247H212ZM228 248V247H227ZM230 248V246H229ZM243 248V247H242ZM253 248V247H252ZM177 249V248H176ZM209 249V248H208ZM241 249V247H240ZM239 249V250H240ZM247 249V248H246ZM251 249V248H250ZM151 250V248H150ZM182 249H179V251ZM203 250V248H202ZM201 250V251H202ZM206 252L207 249H205ZM232 250V249H231ZM149 251V250H148ZM166 251V250H165ZM174 251V248H173ZM188 251V249H187ZM199 251V250H198ZM214 251V250H213ZM213 251H210L211 253ZM221 251V250H220ZM252 251V250H251ZM155 252V251H154ZM170 252H172V250L170 249ZM183 252V251H182ZM223 252V250H222ZM180 253V252H179ZM184 253V252H183ZM188 253V252H187ZM201 253V252H200ZM198 255H204L202 256L203 258L208 256V253L205 255L204 253ZM209 253V254H211ZM214 253V252H213ZM257 253V252H256ZM252 255V253H249ZM173 255V254H172ZM227 255V254H226ZM210 256V255H209ZM196 257V256H195ZM201 257V258H202ZM213 257V255H212ZM224 257V256H223ZM198 258V257H197ZM200 258V257H199ZM202 258V259H203ZM210 258V257H209ZM208 259V258H207ZM253 259V258H252ZM256 259V258H255ZM211 260V259H210ZM249 260V259H248ZM260 259H258L259 261ZM262 260V259H261ZM213 261V260H212ZM251 261V260H250ZM254 261V260H253ZM253 263V262H252ZM264 263V262H263ZM261 264V263H259Z\"/></svg>",
	"mask_w": 264,
	"mask_h": 264
}]
</instances>
